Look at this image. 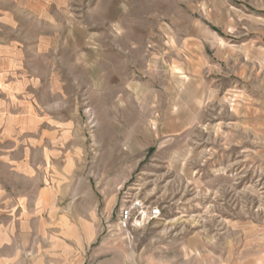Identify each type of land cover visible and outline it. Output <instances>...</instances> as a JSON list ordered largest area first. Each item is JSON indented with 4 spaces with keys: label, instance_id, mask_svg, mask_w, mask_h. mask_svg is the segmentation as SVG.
I'll return each instance as SVG.
<instances>
[{
    "label": "rangeland",
    "instance_id": "rangeland-1",
    "mask_svg": "<svg viewBox=\"0 0 264 264\" xmlns=\"http://www.w3.org/2000/svg\"><path fill=\"white\" fill-rule=\"evenodd\" d=\"M5 11L36 106L50 98L69 124L48 183L39 168L54 193L0 211V264H264V0H0ZM130 194L161 218L124 227Z\"/></svg>",
    "mask_w": 264,
    "mask_h": 264
},
{
    "label": "crops",
    "instance_id": "crops-1",
    "mask_svg": "<svg viewBox=\"0 0 264 264\" xmlns=\"http://www.w3.org/2000/svg\"><path fill=\"white\" fill-rule=\"evenodd\" d=\"M7 14L0 15V211L24 209L28 201V207L36 209L38 202L54 193L49 184L43 186L40 181H49L46 175L48 160L54 158V132L59 130L63 141L69 121L62 114L53 117L50 98L42 102L48 104L45 111L36 106L39 99L29 91L32 83L26 76L25 59L30 50L25 48L23 36L14 33V19ZM43 85L50 96V83ZM12 214L18 216L19 212ZM0 234L8 232L0 229Z\"/></svg>",
    "mask_w": 264,
    "mask_h": 264
},
{
    "label": "built area",
    "instance_id": "built-area-1",
    "mask_svg": "<svg viewBox=\"0 0 264 264\" xmlns=\"http://www.w3.org/2000/svg\"><path fill=\"white\" fill-rule=\"evenodd\" d=\"M125 197V202L119 210V220L124 227L141 230L161 218L163 212L158 205H152L136 195Z\"/></svg>",
    "mask_w": 264,
    "mask_h": 264
}]
</instances>
